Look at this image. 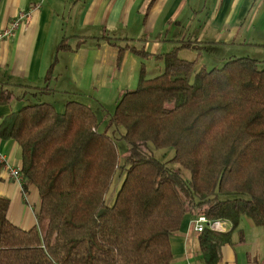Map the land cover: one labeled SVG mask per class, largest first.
Masks as SVG:
<instances>
[{"label": "trees", "instance_id": "trees-1", "mask_svg": "<svg viewBox=\"0 0 264 264\" xmlns=\"http://www.w3.org/2000/svg\"><path fill=\"white\" fill-rule=\"evenodd\" d=\"M189 42L155 55L157 75L139 69L102 131L76 99L60 111L43 101L21 105L0 120V138L19 150L21 187L33 185L38 196L29 229L6 218L0 197V264H173L169 237L185 214L229 224L197 232L203 263L216 264L235 229L242 240V216L264 230V66L248 56L198 66L197 57L177 56ZM66 47L60 40L56 49ZM11 95L0 90V105ZM117 139L127 144L121 162ZM148 145L172 156L161 161Z\"/></svg>", "mask_w": 264, "mask_h": 264}, {"label": "crops", "instance_id": "crops-1", "mask_svg": "<svg viewBox=\"0 0 264 264\" xmlns=\"http://www.w3.org/2000/svg\"><path fill=\"white\" fill-rule=\"evenodd\" d=\"M260 11L264 0H0V30L19 12L26 13L12 35L0 41V90L9 89V102L18 101L0 105V120L26 95L48 97L53 106L84 94L100 103L107 94L117 100L136 82L143 58L156 63L160 59L155 55L183 41L191 45L177 55L187 60L207 45H222L230 53L236 47L262 46L263 27L259 41L252 39L249 25L241 29L251 13L250 25ZM60 40L68 47L57 50ZM256 60L264 66V57ZM0 152L20 167L13 140L0 138ZM0 197L8 201L5 216L11 223L22 229L36 226L33 185L22 188L0 168ZM193 218L185 214L169 237L173 264H204ZM243 225L244 238L240 241L233 231L216 264H264V230L250 219Z\"/></svg>", "mask_w": 264, "mask_h": 264}, {"label": "rangeland", "instance_id": "rangeland-1", "mask_svg": "<svg viewBox=\"0 0 264 264\" xmlns=\"http://www.w3.org/2000/svg\"><path fill=\"white\" fill-rule=\"evenodd\" d=\"M256 14H257V16L254 18L253 24L251 23L253 28H251V25L249 24L250 18L252 16V13H251V15L249 16V19L246 18V20L244 21L241 29H244V27H246V25L247 26L249 25V28H250V31L252 34L251 35L252 39L254 41H259L260 39H262V36H260L261 33L259 31L262 30V27L264 28V11L263 12H261V11L257 12ZM262 33H264V32H262ZM249 46H251V45L236 47V48H234L232 53L229 52L227 47H224L222 45H216L215 47H214V45L203 46L199 50L198 56L196 55V57L198 58V65L199 66L202 65L205 68H211V67L220 66L223 63L224 59L227 57L248 56V57H252V58H256V59L257 58L261 59L264 57V54H263L264 49H261L263 47L260 46L259 43L254 44L253 47H249ZM142 62H143L142 68H143L145 77H153L162 71L163 64H162V61H160V60L155 63V62H153L152 59L149 60L147 58H143ZM135 84H136V82L133 83L130 86V88H132V87L134 88ZM84 95H85V97L80 96V97H77L76 99L78 101L86 103L88 106H90L92 108V110L97 115H99L97 118L98 119L97 120L98 121V130L102 131L106 126L108 115L114 109V105L116 102V100H115L116 96L112 97V96H109V94H107L105 96L104 100L102 101V103H100L96 100L95 97L89 96L87 94H84ZM30 96L31 95H26L25 98L20 101L21 105H25V104H29V103L42 102V101L47 102V99H48V97H45V96H42V97L37 96L35 99H33V97H30ZM64 101L65 100H61V102H56L59 104H56L57 106L54 105V108L57 111H60L62 108L60 109L59 105H60V103H64ZM15 102H18V101L16 99H12L9 102V104H14ZM97 105H100V110L95 109V107ZM109 132H110V129L107 130V133H109ZM114 144H115V150H116L118 160L121 162L125 153H126L127 144L125 143V141L123 139L115 140ZM148 146H149L148 151L150 153H152V155L154 157L160 159L161 161H166L168 158H170L172 156L173 151L171 150V148L154 149L150 145H148ZM168 167H170L171 169H174L175 171H178L182 178L188 179V177H189L188 171L186 169L182 168L178 163H168ZM120 182H121V177L120 178H118L117 176L113 177V179L110 183V186H109L108 193L106 195V199H107L106 202L108 204H110L112 202L114 194H115ZM111 198H112V200H111ZM248 220L249 219L246 216H242L238 222L237 229H240L242 237H243L244 231L247 230L246 228H244L243 221H248ZM234 231H237V230L235 229Z\"/></svg>", "mask_w": 264, "mask_h": 264}, {"label": "built area", "instance_id": "built-area-1", "mask_svg": "<svg viewBox=\"0 0 264 264\" xmlns=\"http://www.w3.org/2000/svg\"><path fill=\"white\" fill-rule=\"evenodd\" d=\"M26 16L25 12H19L18 15L8 24L7 27L0 30V41L6 37L12 35L13 31L19 26L20 20ZM0 168L9 177L13 178L18 184L22 183V176L20 168L14 165H10L4 154L0 152ZM227 222L223 220H208L203 215H197L192 220L193 230L196 232L201 231L205 226L212 231L226 230L225 224Z\"/></svg>", "mask_w": 264, "mask_h": 264}]
</instances>
